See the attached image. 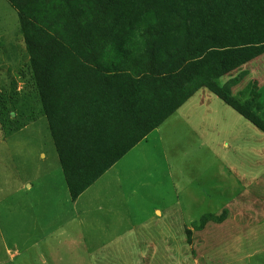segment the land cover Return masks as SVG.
<instances>
[{
	"label": "rangeland",
	"instance_id": "1",
	"mask_svg": "<svg viewBox=\"0 0 264 264\" xmlns=\"http://www.w3.org/2000/svg\"><path fill=\"white\" fill-rule=\"evenodd\" d=\"M142 2L143 49L172 22L167 0ZM252 49L219 84L264 105V47ZM67 194L19 14L0 0V264H264V132L207 89L93 185L86 215ZM98 203L121 216L106 232Z\"/></svg>",
	"mask_w": 264,
	"mask_h": 264
},
{
	"label": "trees",
	"instance_id": "2",
	"mask_svg": "<svg viewBox=\"0 0 264 264\" xmlns=\"http://www.w3.org/2000/svg\"><path fill=\"white\" fill-rule=\"evenodd\" d=\"M8 1L72 202L202 89L264 132V105L219 84L264 47L237 42L264 37V0H167L170 31L143 49L142 0Z\"/></svg>",
	"mask_w": 264,
	"mask_h": 264
},
{
	"label": "crops",
	"instance_id": "3",
	"mask_svg": "<svg viewBox=\"0 0 264 264\" xmlns=\"http://www.w3.org/2000/svg\"><path fill=\"white\" fill-rule=\"evenodd\" d=\"M147 139V138H146ZM145 139V140H146ZM98 182V181H97ZM96 182V183H97ZM93 187V186H92ZM90 187L87 191H85L75 202L71 201V197L67 194L66 195V200L69 201V203H73L77 206H79V215H86V211H85V204H81L82 199L84 198V196L86 195V193H88L90 191V189L92 188ZM69 192V190H68ZM66 194V193H65ZM57 197H55L54 195H52L51 199L49 202L52 203V201L54 199H56ZM54 203V202H53ZM81 205V206H80ZM53 206V205H52ZM78 212V209H77ZM81 212V213H80ZM97 213H98V225H99V230L102 232H106L107 230H111L114 226H116L118 224V222L120 221V214L115 213L113 211L112 207L107 206V204L104 203H98V209H97ZM100 216V217H99ZM101 237V236H100Z\"/></svg>",
	"mask_w": 264,
	"mask_h": 264
}]
</instances>
